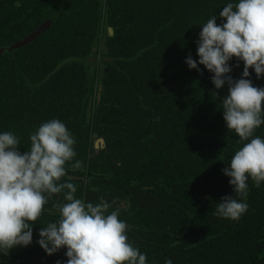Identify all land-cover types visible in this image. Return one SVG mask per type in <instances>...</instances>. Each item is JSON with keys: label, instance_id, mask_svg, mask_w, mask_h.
Returning a JSON list of instances; mask_svg holds the SVG:
<instances>
[{"label": "trees", "instance_id": "trees-1", "mask_svg": "<svg viewBox=\"0 0 264 264\" xmlns=\"http://www.w3.org/2000/svg\"><path fill=\"white\" fill-rule=\"evenodd\" d=\"M225 3L0 0V45L62 10L43 35L0 57V132H14L23 152L42 122L63 121L82 162L68 173L76 197L115 201L109 211L121 209L147 264H264V184L248 181L249 210L239 221L214 214L223 196L235 195L222 169L242 147L220 108L227 85L216 90L203 65L185 63L189 54L199 59L202 24ZM231 63L240 78L243 62ZM255 134L264 137V125ZM62 199L49 201L33 243L0 255V264L67 260L66 249L48 255L36 243L44 223L58 219Z\"/></svg>", "mask_w": 264, "mask_h": 264}, {"label": "clouds", "instance_id": "clouds-1", "mask_svg": "<svg viewBox=\"0 0 264 264\" xmlns=\"http://www.w3.org/2000/svg\"><path fill=\"white\" fill-rule=\"evenodd\" d=\"M196 44L199 59L189 54L185 63L197 71L203 65L216 90L227 85L220 108L228 131L242 144L222 169L235 195L223 196L214 214L239 221L249 210L248 181L257 188L264 184V137L255 134L264 125V87L252 79L253 73L264 79V0H226L218 16L202 24ZM233 59L235 67L243 62L240 78L231 75ZM29 140L21 152L14 132H0V255L31 245L49 201L63 194L56 203L58 219L44 223L36 241L48 255L66 249L67 260L56 264H147V254L128 237L132 229L120 219L121 209L109 211L115 201L100 197L93 204L76 197L68 173L82 162L66 124L58 118L42 122Z\"/></svg>", "mask_w": 264, "mask_h": 264}, {"label": "water", "instance_id": "water-1", "mask_svg": "<svg viewBox=\"0 0 264 264\" xmlns=\"http://www.w3.org/2000/svg\"><path fill=\"white\" fill-rule=\"evenodd\" d=\"M62 10L54 14L53 16L47 18L44 20L38 27H36L32 32L27 34L26 36L12 42L6 45H0V57L9 55V54H14L17 50L27 46L28 44L32 43L35 41L38 37L43 35L58 19L60 13ZM110 34H113V29L109 28ZM101 144H103L102 147H104L105 141L104 139L99 140ZM99 141L96 142V147L99 146Z\"/></svg>", "mask_w": 264, "mask_h": 264}, {"label": "flooded vegetation", "instance_id": "flooded-vegetation-1", "mask_svg": "<svg viewBox=\"0 0 264 264\" xmlns=\"http://www.w3.org/2000/svg\"><path fill=\"white\" fill-rule=\"evenodd\" d=\"M102 69H103V68H102V66H101V64H100V65H99V69H98V70H99V71H100V70L102 71ZM100 139H101V138H100ZM100 139H99V140H100ZM99 140H97V141H99ZM97 141H96V142H97ZM99 144H101V142H100V141H99ZM95 145H96V144H95ZM101 145L103 146V144H101Z\"/></svg>", "mask_w": 264, "mask_h": 264}]
</instances>
